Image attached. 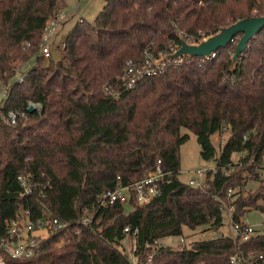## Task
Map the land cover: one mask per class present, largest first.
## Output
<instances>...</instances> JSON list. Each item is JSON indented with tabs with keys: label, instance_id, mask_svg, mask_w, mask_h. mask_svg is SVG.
<instances>
[{
	"label": "trees",
	"instance_id": "trees-1",
	"mask_svg": "<svg viewBox=\"0 0 264 264\" xmlns=\"http://www.w3.org/2000/svg\"><path fill=\"white\" fill-rule=\"evenodd\" d=\"M63 7L64 0H0V80L14 77L19 61L35 58L36 63L22 82L12 80L2 109L42 104L40 113L17 124L0 112V233L5 218L27 207L34 217L53 215L69 222L32 258L16 262L130 264L119 246L126 226L138 229L144 260L151 250L146 243L182 235L184 226H221L222 206H233L236 222L253 209L264 211V28L234 69L241 33L212 58L167 64L117 98L105 91L106 86L121 88L116 76L127 59H142L145 48L157 57L166 55L180 46L181 33L199 40L239 19L264 15V0H104L94 21L81 17L69 30L63 58L41 66L46 21ZM224 127L229 136L218 153L213 136ZM182 128L197 135L202 158L219 167L215 175L208 172L207 188L179 177L180 148L189 138ZM234 153L243 154L237 162ZM159 159L171 171L170 181L149 204L139 205L133 197L127 203L130 212L115 204L95 213L88 224L80 222L93 212L98 194L141 179ZM24 172L50 180L45 196L20 198L17 177ZM248 180L261 185L243 195ZM230 188L233 201L227 196ZM237 251L261 253L253 264H264V232L256 230L246 241L216 236L183 248L162 246L152 264H231Z\"/></svg>",
	"mask_w": 264,
	"mask_h": 264
},
{
	"label": "built area",
	"instance_id": "built-area-1",
	"mask_svg": "<svg viewBox=\"0 0 264 264\" xmlns=\"http://www.w3.org/2000/svg\"><path fill=\"white\" fill-rule=\"evenodd\" d=\"M65 14L66 13L63 12V10L59 11L50 16L46 21L39 48V55L45 59H50L53 56L52 47L54 39L57 35L60 24L66 20ZM180 35L184 36L189 42L192 43L200 40H196L195 38H187L182 33ZM205 37V34H203V38ZM26 45H29V42H27ZM62 47L63 49L65 48V43H63ZM177 49L178 47L172 48L170 53L175 52ZM215 55L216 52L212 53L209 58H212ZM164 56L165 55L160 54V56L157 57L151 48L147 47L144 50L142 59H127L121 73L116 76V82L121 88L115 89L111 86H106V93L117 98L120 96L123 90L135 87L138 82L145 77L162 72L167 64H179L182 63L185 58H190L179 57L177 59L161 61ZM24 78L25 75H22L17 79L22 82ZM8 83L9 82L0 80V112L6 121L11 124H17L22 119H29L31 113L29 112L28 108L30 105H34L36 107L35 112L40 113L42 111V104L32 101L28 103L26 108H12L8 109L7 111H3L2 107L5 105L9 97L10 86ZM222 130L224 133L227 132L226 127H224ZM218 168L219 167H217L216 164H211L196 169L194 171V175L189 179V183L195 187L207 188L208 172L212 171L211 174L215 175L218 172ZM225 173H228V171L225 170ZM170 174L171 171H166L162 167L161 160L159 159L155 167L141 179H138L128 185H122L119 183L115 188L105 190L98 194L93 206V212H87L80 222L86 225L91 222L95 213L103 209L110 208L115 204L126 205L133 197L139 205L149 204L152 199H154L161 192L162 184L170 181V178L168 177ZM17 179L21 186V192L19 196L22 199L34 193H37L39 196H45V193L49 188H51L50 180L34 179L31 173H21L18 175ZM118 179L120 182L121 177L118 176ZM233 194L234 190L230 188L227 191V196L231 198L232 201L234 199ZM214 198L219 199V196L216 195ZM222 208L225 212H228L230 216V222L235 232L233 238H239L240 241H246L255 234L256 226L248 221V216L244 217L241 222H236L232 218L234 209L233 206H228L227 209L222 206ZM68 227L69 222L63 221L62 219L53 215L34 217L33 212L29 207L25 208L23 211L17 212L15 215L9 218H5L3 221V233H0V264H18L16 261H23L32 258L35 255L36 249L47 237L63 231ZM80 231V228L77 227L74 233L79 234ZM124 233L125 238L128 237L133 241L131 248L132 253L128 254L130 264H152L153 258L158 249L162 246H167L163 240L155 241L154 243H146L145 247H149L151 250L145 254L144 260H141L140 257L142 253L137 242L139 233L138 229L132 230L130 226H126L124 228ZM180 241V248H183L186 244V239L183 235H180ZM64 243V240L59 241L56 243V246L59 247ZM257 257L263 258V254L253 251H249L247 253L237 251L231 255L230 262L231 264H253L255 262V258ZM199 264L207 263L201 262Z\"/></svg>",
	"mask_w": 264,
	"mask_h": 264
},
{
	"label": "rangeland",
	"instance_id": "rangeland-1",
	"mask_svg": "<svg viewBox=\"0 0 264 264\" xmlns=\"http://www.w3.org/2000/svg\"><path fill=\"white\" fill-rule=\"evenodd\" d=\"M65 7L63 10L66 14V20L60 24L58 28L57 35L55 36L52 52L53 61H57L63 58V43L64 36L70 29H72L77 22L81 21V17L85 18L88 21H94L98 13L104 7V0H64ZM256 13L255 11L253 12ZM71 16V19H70ZM66 24V25H65ZM64 26L62 29L61 27ZM60 29V30H59ZM237 38V42H238ZM39 54V51H38ZM41 56V55H40ZM51 59H43L41 62L42 65H47ZM35 58L30 59L27 62L19 61L16 64V72L14 77H9L6 82H9L8 85L11 86L12 80H17L18 77L27 74L28 70L35 65ZM38 64V63H37ZM182 133H188L189 138L181 145L180 154H181V169L179 177L183 181H188L193 175L194 171L200 167L211 165L210 161H206L201 156V146L198 142L197 135L187 128H182ZM229 132L216 133L213 136V141L217 147L218 153H220L222 146L227 140ZM243 154L234 153L233 160L237 162ZM215 165V164H213ZM232 171V170H231ZM228 172H230L228 170ZM261 182L256 180H248L246 185L242 188L243 195H247L256 191ZM126 212L133 210V207L130 204L125 205ZM248 221L256 226V230L264 232V212L261 209H253L248 214ZM224 220L221 226L213 227L209 225L201 226L197 229H190L187 226L183 228V236L186 239V244H190L192 241L196 240H205L216 236L226 235L233 237L235 232L230 222V216L228 212L223 214ZM163 241L172 246L173 248H180V235L168 236L163 239ZM132 243L133 241L126 237L120 242V247L125 250L127 254L132 253Z\"/></svg>",
	"mask_w": 264,
	"mask_h": 264
},
{
	"label": "water",
	"instance_id": "water-1",
	"mask_svg": "<svg viewBox=\"0 0 264 264\" xmlns=\"http://www.w3.org/2000/svg\"><path fill=\"white\" fill-rule=\"evenodd\" d=\"M264 28V15L249 16L239 19L233 23L221 26L216 32L201 38L197 42H189L184 36L180 35L181 44L178 49L165 55L161 61L168 59H177L179 57H203L208 59L212 53L219 48L227 47L235 37L239 36L236 50L232 56L231 68L234 69L244 51L247 50L249 42ZM30 113L36 111L34 105L28 108Z\"/></svg>",
	"mask_w": 264,
	"mask_h": 264
},
{
	"label": "crops",
	"instance_id": "crops-1",
	"mask_svg": "<svg viewBox=\"0 0 264 264\" xmlns=\"http://www.w3.org/2000/svg\"><path fill=\"white\" fill-rule=\"evenodd\" d=\"M70 19H71V16H70ZM66 25V24H65ZM64 26L61 27V29L63 28ZM60 30V29H59ZM69 32V31H68ZM68 33L65 34L64 38L66 37Z\"/></svg>",
	"mask_w": 264,
	"mask_h": 264
}]
</instances>
